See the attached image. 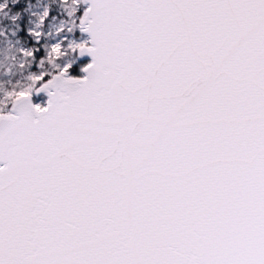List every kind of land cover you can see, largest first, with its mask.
Returning <instances> with one entry per match:
<instances>
[{"label":"snow or ice","instance_id":"snow-or-ice-1","mask_svg":"<svg viewBox=\"0 0 264 264\" xmlns=\"http://www.w3.org/2000/svg\"><path fill=\"white\" fill-rule=\"evenodd\" d=\"M63 4L88 39L0 111V264H264V0Z\"/></svg>","mask_w":264,"mask_h":264},{"label":"rangeland","instance_id":"rangeland-1","mask_svg":"<svg viewBox=\"0 0 264 264\" xmlns=\"http://www.w3.org/2000/svg\"><path fill=\"white\" fill-rule=\"evenodd\" d=\"M9 1V0H8ZM47 7V3L43 0L38 2L36 6H34L30 11V18H29V27L28 31L35 30L38 32L42 31V38L44 40V44L42 45L44 56L42 60L45 58V48L51 46L52 44L57 43L60 40H65V45L67 40H76L80 41L83 39H87L84 35H82L79 31H75L71 35L67 34L66 32L62 35H57L55 39H48L46 38L48 36V33L50 31H55L56 25L59 23L60 20L65 19V17L60 18H51L46 23L43 24L42 29L36 27L37 24V17H40L41 14L45 11ZM79 15V13H78ZM55 22V23H53ZM39 39V40H40ZM38 40V41H39ZM33 41L37 42V40L33 39ZM22 49H27L25 47H22L20 44L15 43L12 45H9L4 48H0V65L11 67L14 64L16 66V69L12 68L10 72H8L7 75L3 73L2 70H0V111H7L10 108L11 103L17 98L14 95H9L14 90L16 92H19L20 90H26L30 88V85H32V81L29 79V77L32 74H38L40 72L39 63H36L35 67L38 69L36 70H28L26 69L27 65H23L21 67L20 61L22 58ZM71 66L68 70V75L71 78H80L81 77V69L86 64L87 60H79L77 56H74L71 60ZM13 63V64H12ZM61 66L63 67L65 62L60 61L59 62ZM77 64L78 67V75L75 76L71 73L73 70V67ZM46 71L49 70L48 65L46 64L45 68ZM24 70V71H23ZM17 71L18 73V79L13 81H8V79L2 81L1 78L8 77L10 74ZM23 72V73H22ZM48 77L45 79L47 80ZM7 85V88L5 87ZM9 87V88H8ZM32 102L34 104H44L45 98L43 95L39 96H32Z\"/></svg>","mask_w":264,"mask_h":264},{"label":"trees","instance_id":"trees-1","mask_svg":"<svg viewBox=\"0 0 264 264\" xmlns=\"http://www.w3.org/2000/svg\"><path fill=\"white\" fill-rule=\"evenodd\" d=\"M40 1L42 0H17L16 3H13V0H9L8 1L9 17L16 14L19 15L16 25H14L10 19H5L3 17H0V32L5 33L3 35H0V48H4L9 45L18 43L22 47H25L27 49H35L32 55L33 63L30 68L27 66L26 69L36 70V71L38 70L35 67L36 63H39L44 56V51L42 48V45L44 44V40L40 39L37 42L33 41V38L29 35L28 27H29L30 11ZM43 1L47 3V6L51 7V10L49 12V18L45 21V23L52 17L53 18L63 17V14L60 13L57 8L59 0H55V2L54 0H43ZM45 66L46 64L44 65V68ZM12 68L16 69V66L13 64ZM71 73L75 76L78 75L77 64L73 67ZM46 78L47 77H45V79ZM6 79H8V81L10 82L11 81L14 82L15 80H17L18 79L17 71L10 74L8 77L1 78L2 81ZM5 87L7 88V85H5Z\"/></svg>","mask_w":264,"mask_h":264},{"label":"clouds","instance_id":"clouds-1","mask_svg":"<svg viewBox=\"0 0 264 264\" xmlns=\"http://www.w3.org/2000/svg\"><path fill=\"white\" fill-rule=\"evenodd\" d=\"M54 2H55V0H54ZM28 7H30V6H28ZM71 7L72 6L69 4L67 6V9H66L65 6H64V4H63V0H59V3L57 5V8H58V11L63 14V16L65 17V19L60 20L59 23L56 25L55 31H50L48 33V36L46 38H48V39H55L56 36H57V29L61 28V26H63V28H65V29L71 27V24L69 23L70 18L68 17V14H67V11L69 9H71ZM45 10H47L48 12H50L51 7L50 6H47ZM53 23H55V22H53ZM36 27L41 28V29L43 27V25L40 24V17H37ZM40 33H41L40 38H42V31ZM33 39H35V37H33ZM45 53H46V56L43 59L44 60V63L39 66L40 72H51V71H55L57 61L55 59H51V60L48 59V57H47V48H45ZM73 57H74V55L71 52H69L68 55L66 57H64L60 61H63V62L66 63L68 61H71ZM32 63H33V60H32V56L31 55H23L22 54V58H21V61H20L21 67L26 64L30 68L31 65H32ZM45 64H47L48 67H49V70H47V71L44 69V65ZM0 70H2L5 75H7L8 72L11 71V67H6V66L0 65ZM30 87H34V86L33 85H30Z\"/></svg>","mask_w":264,"mask_h":264},{"label":"water","instance_id":"water-1","mask_svg":"<svg viewBox=\"0 0 264 264\" xmlns=\"http://www.w3.org/2000/svg\"><path fill=\"white\" fill-rule=\"evenodd\" d=\"M82 35H84V36L88 39V37H87L86 34H82ZM77 58H78L79 60H87L86 64L82 67V69H83L87 64H89V63L91 62V58H90L89 56H83V57H79V56H77ZM82 69H81V77H80V78H82L83 75H84V73L82 72ZM39 95H43L44 98H45V102L47 101V96H46L45 94L41 93V94H39ZM39 95H35V94H34V96H39ZM17 102H18V97H17V98L11 103L10 108H11V106H12L13 104H15V103H17ZM10 108H9V109H10Z\"/></svg>","mask_w":264,"mask_h":264}]
</instances>
